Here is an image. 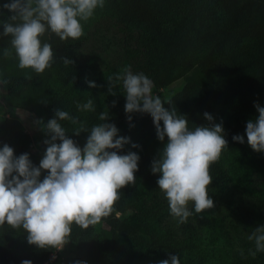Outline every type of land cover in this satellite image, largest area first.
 I'll return each instance as SVG.
<instances>
[{
	"label": "trees",
	"instance_id": "trees-1",
	"mask_svg": "<svg viewBox=\"0 0 264 264\" xmlns=\"http://www.w3.org/2000/svg\"><path fill=\"white\" fill-rule=\"evenodd\" d=\"M3 4L0 80L8 84L0 85V102L7 111L38 112L45 139L51 136L44 130L48 120L55 118L57 110L68 111L79 123H60L66 136L81 148L89 133L76 135L75 129L82 123L90 130L103 123L100 113L108 112L107 122L117 127V138L129 140L117 154L131 151L140 157L135 184L120 190L116 204L122 215L130 213L131 218L110 215L101 222L106 231L73 224L69 242L74 263L159 264L176 255L180 264H264V252L253 256L221 248L228 228L219 218L220 208L231 209L239 195H246L250 210L244 214L251 232L264 226V153L251 149L245 131L247 122L258 117L254 104L264 107V0H104L93 17L81 21L84 35L78 40L61 41L50 32L41 37L54 52V62L41 74L20 69L14 50L11 57H4V49L11 48V36L3 35V22L12 13ZM107 39L116 50L110 60L102 62L99 44ZM63 57L73 63L66 66ZM125 68L145 74L156 90L181 80V88L170 102H163L164 108L184 116L190 130L209 125L206 112L224 129L227 147L210 168L208 195L215 207L197 214L190 203L193 214L184 224L170 214L157 185L160 174L151 171L167 136L164 141L157 139L150 114L125 112L123 82L115 80ZM110 76L114 95L108 91ZM88 81L97 87L90 88ZM89 99L95 110L80 111L77 105ZM235 135L244 142L234 141ZM30 141L19 122L10 119L0 124V148L7 144L17 157L28 153L32 165L39 167L44 153H32ZM46 175L47 170H42L40 180ZM246 175L253 188H243ZM239 242H248L246 248L256 251L254 240ZM55 251L30 245L22 228H0V264H22L23 260L44 264Z\"/></svg>",
	"mask_w": 264,
	"mask_h": 264
},
{
	"label": "clouds",
	"instance_id": "clouds-1",
	"mask_svg": "<svg viewBox=\"0 0 264 264\" xmlns=\"http://www.w3.org/2000/svg\"><path fill=\"white\" fill-rule=\"evenodd\" d=\"M103 6L104 0H10L2 5L12 13L3 22V35L11 36V48L4 49V57H11L14 50L20 69L43 73L54 62V52L51 44L42 42L41 37L50 32L61 41L78 40L84 35L81 21H88L95 9ZM62 59L66 66L73 63L65 57ZM115 80L123 82L125 112L150 114L157 139L168 138L151 171L160 174L157 185L168 202L170 214L179 224H184L193 214L188 207L190 203L197 214L213 209V199L208 195V186L212 183L210 168L219 161L228 143L222 124L213 123V117L206 112L204 118L209 125L190 130L184 116L165 109V101L153 95V82L145 74H134L125 68L123 75L117 74ZM87 83L90 88L97 87L93 81ZM7 84V80H0V85ZM108 85L109 93L114 95L111 76ZM254 107L258 117L246 124L247 143L253 151L264 153V107L258 103ZM77 108L95 110L92 99L78 104ZM108 116V112H101L99 120L103 123L93 125L90 130L82 123L75 129L76 135L89 133L81 148L66 136L60 123L79 121L68 111L57 110L55 118L44 125L51 136L44 141L48 146L39 167L32 165L28 153L17 157L7 144L0 148V228L5 225L22 228L30 245L59 251L69 241L73 224L86 230L110 215L114 214L116 219L121 217L116 208L120 190L135 184L140 157L131 151L117 154L129 140L117 138L118 129L107 122ZM128 119L131 120L130 115ZM232 139L244 142L240 135ZM42 170H47V175L41 181ZM248 239L255 242L256 251L251 255L264 252V226L257 227ZM22 264H31V261L23 260ZM159 264H180V258L171 255Z\"/></svg>",
	"mask_w": 264,
	"mask_h": 264
},
{
	"label": "rangeland",
	"instance_id": "rangeland-1",
	"mask_svg": "<svg viewBox=\"0 0 264 264\" xmlns=\"http://www.w3.org/2000/svg\"><path fill=\"white\" fill-rule=\"evenodd\" d=\"M10 0H0V3H8ZM108 46V47H107ZM101 48V49H100ZM115 47L113 43H110L109 40H105L99 44L100 52L102 53V62H106L111 59V55L114 54ZM182 86V81L179 80L172 85L156 90L154 87L152 93L154 96H159L162 101L169 100L175 92H177ZM15 120L20 123L22 131L27 134L30 141V150L34 154L45 153L48 145L44 143L46 140L43 138L41 133V123H36L37 121L42 122V117L38 112H28L24 110H13L11 113L7 111L6 107L0 102V124L5 120ZM248 175H246V181H244L243 188H253L250 186ZM249 182V183H248ZM231 209L229 208H220L219 218L222 219L226 228H228V235L226 240L220 246L228 251L231 249L235 250L237 253L251 254L254 252L253 248H246L247 243L239 242V240L247 239L249 235L252 234L251 227L249 226V220L245 216V211L250 210L248 205V197L246 195L239 197L234 201V204H231ZM125 219H130L131 214L126 213L121 216ZM95 230L106 231L107 228L103 224H98L96 226H91ZM44 264H75L74 255H73V246L68 241L62 250L55 251Z\"/></svg>",
	"mask_w": 264,
	"mask_h": 264
}]
</instances>
